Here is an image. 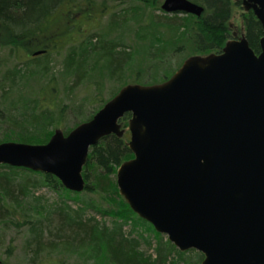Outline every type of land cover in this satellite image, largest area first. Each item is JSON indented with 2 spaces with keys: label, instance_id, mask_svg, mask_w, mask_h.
<instances>
[{
  "label": "trees",
  "instance_id": "1",
  "mask_svg": "<svg viewBox=\"0 0 264 264\" xmlns=\"http://www.w3.org/2000/svg\"><path fill=\"white\" fill-rule=\"evenodd\" d=\"M133 1L111 11L104 26L68 25L56 71L48 60L51 45L34 50L31 44L58 9L74 0H0V52H7L4 62L14 61L0 72V142L42 144L56 129L67 134L105 104L104 79L119 84L111 98L127 84L163 83L192 55L219 53L232 38L233 0H192L204 7L201 16L168 13L163 0ZM242 15L249 45L259 53L262 24L252 10ZM39 50L45 51L34 55ZM58 75L70 79V96L86 82H92L93 95L78 102L55 99L48 89ZM99 100L95 110L88 109ZM130 117L128 112L120 120ZM132 157L126 133L103 137L89 150L79 192L53 174L0 164V244L10 233L11 241L24 233L26 264H45V257L57 255L78 264H201L203 253L180 250L120 193L116 173ZM43 188L57 198L40 194Z\"/></svg>",
  "mask_w": 264,
  "mask_h": 264
},
{
  "label": "water",
  "instance_id": "2",
  "mask_svg": "<svg viewBox=\"0 0 264 264\" xmlns=\"http://www.w3.org/2000/svg\"><path fill=\"white\" fill-rule=\"evenodd\" d=\"M242 5L262 24L259 53L245 35L230 39L219 53L189 57L163 83L124 86L67 134L1 142L0 164L53 174L82 191L90 147L122 136L119 121L129 112L134 157L116 181L130 207L180 250L203 253L201 264H264V0ZM161 8L204 11L192 0H163Z\"/></svg>",
  "mask_w": 264,
  "mask_h": 264
},
{
  "label": "rangeland",
  "instance_id": "3",
  "mask_svg": "<svg viewBox=\"0 0 264 264\" xmlns=\"http://www.w3.org/2000/svg\"><path fill=\"white\" fill-rule=\"evenodd\" d=\"M233 2L235 5L233 7V14L231 16L229 24L231 27L232 37L240 38L244 36V32H245L242 13L246 11V9L243 7L242 3L240 5L236 4L238 0H233ZM129 3L132 5L137 4L133 0H74L73 4L70 5L64 4L61 6V8L58 9L57 13L55 14V17L47 22L48 25L46 24L47 26L45 27L47 30L46 29L45 31L42 30L40 34L34 37V42L31 44V48L34 50L41 49V47H44L47 43H49L52 49H49L50 55L48 57V60L52 62L51 66H53V69L59 71L62 68L61 60L64 55V49H63L64 44H62V42L64 40L65 35H67L65 34L66 31L70 29L68 25H71V23L88 22L87 24L89 26L88 29H90L93 26L96 28L98 26H104L107 22L108 16L111 13V11L116 10L117 8L118 9L123 8ZM88 29H84L83 34H87ZM76 38L77 36H74V39ZM195 55H205V54H195ZM5 57H7L6 50L0 52V65H1L0 72H3V69L6 66H11L12 62H14V61L4 62ZM57 78L58 79L56 80V82L50 83L49 85L50 89H48L51 93V96H54L55 99L58 100L63 99L65 101L72 100L73 102H78L82 100L84 97L92 96L94 93V90L92 88V82H86L78 87L76 93L73 94V96H70V94H68V89L66 87V84L69 83L70 79L67 77L64 80H62L59 75L57 76ZM118 86H119L118 83H112L109 80L104 79L102 101L107 100L105 104L114 97L113 96L111 98L110 94H114V92L119 89ZM112 90L114 91L112 92ZM102 101L99 100L98 103L89 106L88 109L91 111L95 110L97 105H100ZM69 119H72V116H70ZM73 123L70 122L69 125L73 126L74 125ZM128 124H129V120H124V121L120 120L121 130H123L124 133H128V137H129L130 132H129ZM59 129L63 131L62 128ZM39 193L44 194L51 201L57 198L55 193L49 191L46 188L41 189ZM97 218H99V216ZM103 219H105L106 221L110 220L108 216L104 217ZM13 237L14 234L10 233L7 236V239L4 240L2 244H0V260L2 262L11 263V264H26L25 262L26 256L23 250L25 234L22 233V235L15 237V240L11 241L10 239ZM10 243H12L11 244L12 246H9ZM10 247L12 249V252H10V254H7L6 251ZM60 259H62L63 263L66 264L79 263L77 262L76 259L74 260L73 257H60L59 255H57V256L45 257V264H59Z\"/></svg>",
  "mask_w": 264,
  "mask_h": 264
},
{
  "label": "flooded vegetation",
  "instance_id": "4",
  "mask_svg": "<svg viewBox=\"0 0 264 264\" xmlns=\"http://www.w3.org/2000/svg\"><path fill=\"white\" fill-rule=\"evenodd\" d=\"M259 20V19H258ZM261 23V22H260ZM244 35H245V33H244ZM247 38V37H246ZM231 39H236V38H231ZM248 40V39H247ZM130 119V118H129ZM130 132V131H129ZM126 135L128 136V133H126ZM130 137V136H129ZM129 137H128V139H129Z\"/></svg>",
  "mask_w": 264,
  "mask_h": 264
}]
</instances>
